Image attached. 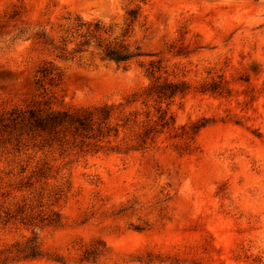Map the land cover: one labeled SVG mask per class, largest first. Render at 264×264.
<instances>
[{
  "label": "rangeland",
  "instance_id": "1",
  "mask_svg": "<svg viewBox=\"0 0 264 264\" xmlns=\"http://www.w3.org/2000/svg\"><path fill=\"white\" fill-rule=\"evenodd\" d=\"M44 31L68 50L96 36L146 55L119 67L92 38L63 57L38 38ZM156 77L191 85L171 106L177 127L212 120L190 146L166 132L145 151L86 153L71 138L47 144L0 122L2 209L21 197L23 167L47 163L56 176L47 191L70 187L54 207L63 225L40 231L65 262L12 264H80L98 239L110 250L87 264H264V0H0V118L40 100L56 109L118 102ZM219 80L231 95L201 91ZM32 229L0 222V249Z\"/></svg>",
  "mask_w": 264,
  "mask_h": 264
},
{
  "label": "trees",
  "instance_id": "2",
  "mask_svg": "<svg viewBox=\"0 0 264 264\" xmlns=\"http://www.w3.org/2000/svg\"><path fill=\"white\" fill-rule=\"evenodd\" d=\"M141 15V7L128 11L130 25L134 24ZM77 27H81L80 18H77ZM95 31L99 25L95 24ZM38 38L45 44L59 50L61 56H74L76 53L87 51V47L95 38V44L100 50L103 61L114 62L119 67L127 68L135 59L146 55L140 46L132 47L129 44H112L100 37L85 38L76 44L72 50L66 46L53 44L47 32L38 33ZM151 75H154L158 65L151 63ZM42 69V73H46ZM191 91V85L185 80H170L168 78H154L147 86L137 89L118 102H105L92 106L56 109L49 100L34 102L27 109H13L7 117H1L0 122L12 127L18 132V137L31 136L34 139L41 137L44 143L50 144L71 138L73 142L85 148L86 153H117L129 155L135 151H145L153 147L158 137L166 132L172 133L174 138H185L190 146L199 131L212 120L202 118L191 124L177 127L176 117L171 112V106L177 98L183 99ZM202 92L231 95L227 83L219 80L206 83L201 87ZM23 167L20 174L23 176L15 187L21 197H12L9 207L2 209L6 202L0 204V222L10 223L18 220L25 226L32 227L31 234L24 239L0 249V264H12L19 261H28L48 258L64 263L59 255H53L43 248L40 231L46 226L60 227L63 225L62 213L54 207L58 206L62 197L69 191L58 188L47 191L51 178H56L51 166L47 163L26 174ZM46 199V202H45ZM110 247L104 240L98 239L86 247L78 257L80 264L97 263L107 255ZM152 259H148L151 262Z\"/></svg>",
  "mask_w": 264,
  "mask_h": 264
}]
</instances>
